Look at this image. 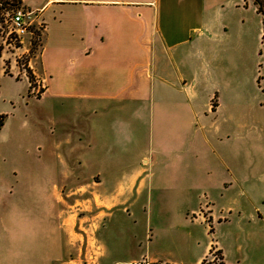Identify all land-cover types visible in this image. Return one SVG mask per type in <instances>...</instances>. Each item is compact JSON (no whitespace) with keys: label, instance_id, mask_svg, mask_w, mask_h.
I'll return each mask as SVG.
<instances>
[{"label":"crops","instance_id":"obj_1","mask_svg":"<svg viewBox=\"0 0 264 264\" xmlns=\"http://www.w3.org/2000/svg\"><path fill=\"white\" fill-rule=\"evenodd\" d=\"M20 1L44 24L42 52L27 60L44 78L40 96L54 98L60 113L66 104L72 111L69 122L53 121L49 134L51 156L62 158L64 175L72 176L62 190L83 194L97 212L96 229L109 211L141 209L150 246L157 195L162 206L198 213L199 223L237 220L240 243L254 246L264 264V134L235 132L238 30L254 18L262 23L252 1ZM40 152L34 171L42 166ZM125 193L147 200L131 205L118 199ZM69 200L50 201L52 218L64 214L68 233L77 223ZM58 202L71 212L57 209ZM15 216L20 227L11 213L0 215V264H37L33 234ZM217 248L219 262L210 264H226ZM211 250L207 245L198 261Z\"/></svg>","mask_w":264,"mask_h":264},{"label":"rangeland","instance_id":"obj_2","mask_svg":"<svg viewBox=\"0 0 264 264\" xmlns=\"http://www.w3.org/2000/svg\"><path fill=\"white\" fill-rule=\"evenodd\" d=\"M5 1L0 0V5L4 6ZM31 1L42 4L47 0ZM14 8L6 6L0 11V114L6 115L0 129V215L11 213L18 227L20 221L15 215L22 217L24 231L32 232L33 244H37V264H210V261L219 262L218 245L225 251L226 264H258L254 246L245 247L239 241L237 220L214 227L206 218L199 223L198 213L187 215L182 209L162 206L163 198L157 195L150 210L153 227L150 246L145 240L147 215L141 209L127 213L107 210L109 215L96 229V210L86 204L81 192L62 190L66 179L72 176L64 175L62 158L56 159L50 152L53 121L61 116L69 122L70 104L60 113L55 108L54 98L38 97L32 92L34 76L30 84L27 60L39 56L44 41L30 43V34L24 36L22 43L15 40L7 21L8 11ZM238 33L242 70L235 132L264 134L263 24L254 18L251 25L241 26ZM207 93L212 94L211 99L216 96V92ZM207 93L204 100L208 98ZM195 121L199 126L200 119L195 117ZM42 148V166L34 171L35 159ZM56 181L57 188L53 186ZM122 182L127 184L130 180L124 178ZM117 196L131 205L137 199L147 200L146 195ZM55 198L70 199L73 203L71 210L73 220L77 219V223H73L77 236L73 230L67 232L64 214L56 213L52 218L50 201ZM59 208L71 212L63 202H58ZM11 226L14 227L13 223ZM207 245L212 250L198 261Z\"/></svg>","mask_w":264,"mask_h":264},{"label":"built area","instance_id":"obj_3","mask_svg":"<svg viewBox=\"0 0 264 264\" xmlns=\"http://www.w3.org/2000/svg\"><path fill=\"white\" fill-rule=\"evenodd\" d=\"M7 21L10 24V33L14 36L18 42H23L26 34H30L29 40L36 38L37 34L43 33L44 24L42 21H38V13L32 9L17 5L11 12L7 13ZM33 74V73H32ZM34 84L32 86V92L41 95L44 89V78L34 75Z\"/></svg>","mask_w":264,"mask_h":264},{"label":"trees","instance_id":"obj_4","mask_svg":"<svg viewBox=\"0 0 264 264\" xmlns=\"http://www.w3.org/2000/svg\"><path fill=\"white\" fill-rule=\"evenodd\" d=\"M252 3L256 6L257 8V12H259L261 14V17H262V23H263V33H264V0H251ZM5 5L3 6L2 4L0 5V11L2 9H4L6 6L9 7V9L11 8H14L15 6H19L21 4V1L20 0H6ZM8 8H6L7 10ZM12 11V10H11ZM10 11V12H11ZM9 13V11H8ZM42 37H43V33H38L35 40L33 39L32 40V43L36 44V43H40L41 40H42ZM26 74H27V77H28V80L30 82V84L32 83V79H33V74L31 73L30 70L26 69ZM31 92V91H30ZM38 97L40 96L39 94H36ZM5 117L6 115L4 114H0V129L1 127L3 126L4 124V121H5ZM219 264H223V263H219Z\"/></svg>","mask_w":264,"mask_h":264}]
</instances>
